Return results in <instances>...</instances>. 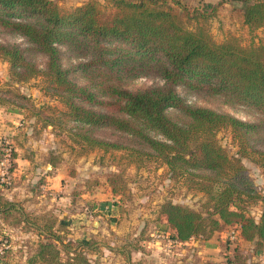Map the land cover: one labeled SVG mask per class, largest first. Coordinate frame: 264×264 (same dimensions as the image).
Returning <instances> with one entry per match:
<instances>
[{"label":"trees","instance_id":"trees-1","mask_svg":"<svg viewBox=\"0 0 264 264\" xmlns=\"http://www.w3.org/2000/svg\"><path fill=\"white\" fill-rule=\"evenodd\" d=\"M227 3H231L233 19L251 30H264V0H86L72 9L57 0H0V27L26 37L47 55V61L44 69L38 67L20 43L11 41H0V56L9 62L17 81L46 75L47 91L58 96L64 108L46 107L58 115L46 113L43 107L36 113L46 124L62 126L81 152L126 149L139 163L143 156L159 159L173 175L184 177L189 186L207 195L204 211L173 201L162 203L160 212L174 230L175 240L211 237L235 226L241 239L264 250V207L258 218L251 210L264 196L241 157L230 155L217 138L224 127L243 133L256 129L257 124L188 104L177 90L184 85L196 91L225 92L264 106V35L251 45L243 44L237 35L218 41L205 21ZM61 44L88 54L86 65L104 66L117 78L125 72L154 71L164 83L137 90L106 83L100 92L72 76L76 66L64 65ZM27 100L20 91L0 89L3 104L17 101L20 107H28L23 103ZM172 107L184 112L188 120L172 119L167 114ZM69 121L73 124L68 125ZM104 127L127 133L142 147L98 135L96 130ZM240 152L264 170V149L243 145ZM108 182L114 195L124 192L120 173L110 175ZM17 203L0 197L2 224L35 229L45 237L29 264L39 259L41 264H96L73 239L65 241L56 233L54 210L30 212L22 202ZM9 254L0 253V264H7ZM230 257L231 264L239 263L238 251Z\"/></svg>","mask_w":264,"mask_h":264},{"label":"rangeland","instance_id":"rangeland-1","mask_svg":"<svg viewBox=\"0 0 264 264\" xmlns=\"http://www.w3.org/2000/svg\"><path fill=\"white\" fill-rule=\"evenodd\" d=\"M57 1L72 9L86 0ZM230 9L231 3H227L217 15L205 20L214 37L223 41L237 35L245 45L259 43L264 30H251L233 19ZM0 41L20 43L27 56L38 67L45 68L47 55L23 35L0 27ZM60 48L64 65L76 66L72 76L100 92L106 83L121 84L132 90L164 83L162 76L154 71L136 75L125 72L117 78L104 66L86 65L88 54L67 44H61ZM9 68V62L0 56V89L20 91L29 100L23 102L28 107L17 105L18 100L0 102V159L6 152L10 153L9 169L4 176L0 174L1 199L22 202L30 212L54 210L56 233H61L65 241L73 239L96 264H231L230 256L235 251L240 254L238 264H264V250H257L252 241L241 239L235 226H228L220 236L205 234L182 243L175 240L174 230L160 212L162 203L173 201L204 211L207 195L189 186L184 177L173 175L159 159L143 156L138 158L139 163L135 161L137 156L129 155L126 149L95 148L81 152L62 126L46 124L36 113L43 107L46 113L58 115L46 107L64 108L59 97L47 91L46 75L17 81ZM177 90L188 104L211 107L257 124L256 129L243 133L224 127L218 131L217 138L230 155L241 157L264 196L263 168L240 152L243 145L264 149V106L225 92L196 91L184 85H178ZM8 96L18 99L12 93ZM30 105L35 108L30 109ZM167 114L180 123L188 120L178 108H168ZM71 124L69 121L68 125ZM147 129L153 136L163 138L158 131ZM96 133L142 147L136 138L120 130L104 127ZM113 173H120L123 178L126 187L122 194L114 195L111 191L108 177ZM263 207L264 199L252 207L256 218ZM99 221H103V226ZM42 239H45L43 232L26 230L20 225L6 228L0 221V253H10L5 259L7 264H29ZM107 255L112 258L108 259ZM36 264H41L40 259Z\"/></svg>","mask_w":264,"mask_h":264},{"label":"built area","instance_id":"built-area-1","mask_svg":"<svg viewBox=\"0 0 264 264\" xmlns=\"http://www.w3.org/2000/svg\"><path fill=\"white\" fill-rule=\"evenodd\" d=\"M10 153L6 152L4 157L0 159V174H3L9 169Z\"/></svg>","mask_w":264,"mask_h":264},{"label":"crops","instance_id":"crops-1","mask_svg":"<svg viewBox=\"0 0 264 264\" xmlns=\"http://www.w3.org/2000/svg\"><path fill=\"white\" fill-rule=\"evenodd\" d=\"M209 1L215 2L216 0H215V1H214V0H209ZM104 220H105V219H103V221H104ZM0 221H1V218H0ZM103 221H99V223L102 224ZM105 222H106V220H105ZM110 222H111V225H110V226H113V225H112L113 221H110ZM102 226H103V224H102ZM8 227H11V226L7 224V225H6V228H8ZM99 228H101V227H99ZM223 231H224V230H222V231H217L215 234H218V235H219V234H221ZM88 232H89V231H88ZM93 232H94V230H93ZM219 236H220V235H219ZM107 258H108V259H109V258H112V255H107ZM111 262H112V261H111Z\"/></svg>","mask_w":264,"mask_h":264}]
</instances>
